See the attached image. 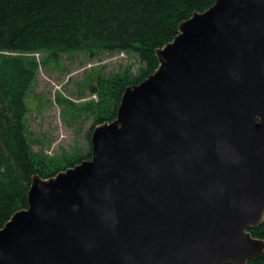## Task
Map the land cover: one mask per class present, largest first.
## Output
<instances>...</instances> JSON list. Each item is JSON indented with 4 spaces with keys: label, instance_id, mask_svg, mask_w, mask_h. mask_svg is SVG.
<instances>
[{
    "label": "water",
    "instance_id": "water-1",
    "mask_svg": "<svg viewBox=\"0 0 264 264\" xmlns=\"http://www.w3.org/2000/svg\"><path fill=\"white\" fill-rule=\"evenodd\" d=\"M96 125L92 156L32 176L0 264H248L264 255V0H216Z\"/></svg>",
    "mask_w": 264,
    "mask_h": 264
},
{
    "label": "trees",
    "instance_id": "trees-1",
    "mask_svg": "<svg viewBox=\"0 0 264 264\" xmlns=\"http://www.w3.org/2000/svg\"><path fill=\"white\" fill-rule=\"evenodd\" d=\"M215 1L0 0V52L5 53L0 61V228L16 211L28 207L34 174L47 178L92 156V148L68 160L33 151L24 121L25 96L39 68L50 60L58 62L66 52L82 51L90 57L125 52L139 58L137 74L129 67L110 75L97 69L90 73L87 84L98 101L80 108L94 117L91 140L96 125L116 118L125 88L140 83L158 67L156 49L173 40L183 20ZM41 53L46 56L38 60ZM57 100L80 109L60 96ZM78 110H73V116ZM251 232L264 239V221ZM248 264H264V255Z\"/></svg>",
    "mask_w": 264,
    "mask_h": 264
},
{
    "label": "rangeland",
    "instance_id": "rangeland-1",
    "mask_svg": "<svg viewBox=\"0 0 264 264\" xmlns=\"http://www.w3.org/2000/svg\"><path fill=\"white\" fill-rule=\"evenodd\" d=\"M3 54L0 52V61ZM45 56V53L37 54V59ZM128 67L137 74L141 62L135 54L125 52L102 53L98 57H90L82 51L66 52L61 54L58 62L50 60L42 65L25 96L24 121L30 129L33 151L60 160H68L77 152L86 154L92 148L88 134L94 117H87L80 107L98 101V96L89 89L88 77L95 69L110 75ZM59 96L77 104L80 109L61 104L57 100ZM73 110H78L75 116Z\"/></svg>",
    "mask_w": 264,
    "mask_h": 264
}]
</instances>
